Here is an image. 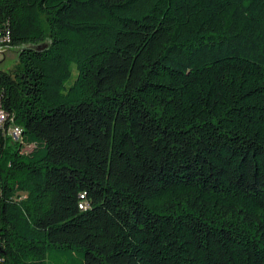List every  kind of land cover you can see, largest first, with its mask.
<instances>
[{
  "label": "trees",
  "instance_id": "obj_1",
  "mask_svg": "<svg viewBox=\"0 0 264 264\" xmlns=\"http://www.w3.org/2000/svg\"><path fill=\"white\" fill-rule=\"evenodd\" d=\"M5 48L0 264H264V0H0Z\"/></svg>",
  "mask_w": 264,
  "mask_h": 264
},
{
  "label": "rangeland",
  "instance_id": "obj_2",
  "mask_svg": "<svg viewBox=\"0 0 264 264\" xmlns=\"http://www.w3.org/2000/svg\"><path fill=\"white\" fill-rule=\"evenodd\" d=\"M17 62H18L17 49L5 48L0 50V69L10 70L17 64ZM74 74L76 76V70L74 71Z\"/></svg>",
  "mask_w": 264,
  "mask_h": 264
},
{
  "label": "built area",
  "instance_id": "obj_3",
  "mask_svg": "<svg viewBox=\"0 0 264 264\" xmlns=\"http://www.w3.org/2000/svg\"><path fill=\"white\" fill-rule=\"evenodd\" d=\"M8 118L9 114L0 106V126H2ZM21 135V128L16 126H11L7 131V136H9L13 141L16 142L21 139Z\"/></svg>",
  "mask_w": 264,
  "mask_h": 264
},
{
  "label": "water",
  "instance_id": "obj_4",
  "mask_svg": "<svg viewBox=\"0 0 264 264\" xmlns=\"http://www.w3.org/2000/svg\"><path fill=\"white\" fill-rule=\"evenodd\" d=\"M36 49H41V46H37Z\"/></svg>",
  "mask_w": 264,
  "mask_h": 264
}]
</instances>
